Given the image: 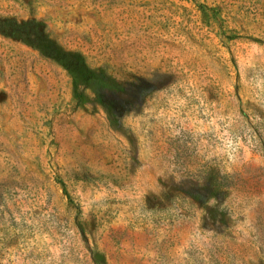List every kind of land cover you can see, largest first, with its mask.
I'll return each mask as SVG.
<instances>
[{"label": "rangeland", "instance_id": "1", "mask_svg": "<svg viewBox=\"0 0 264 264\" xmlns=\"http://www.w3.org/2000/svg\"><path fill=\"white\" fill-rule=\"evenodd\" d=\"M1 21L0 264H264V0H0Z\"/></svg>", "mask_w": 264, "mask_h": 264}, {"label": "trees", "instance_id": "2", "mask_svg": "<svg viewBox=\"0 0 264 264\" xmlns=\"http://www.w3.org/2000/svg\"><path fill=\"white\" fill-rule=\"evenodd\" d=\"M31 23H35V22H24L23 24H19V25H26L25 27L27 28ZM0 25L3 27V21L0 22ZM18 34H21V36L23 37V39H26V41L30 42V43H34V44H38V46H45L47 44V41H43V39H40V33L38 34V32H36L35 29H31L29 31H15ZM83 59V63L81 64L80 62H78L77 64H72V63H67L66 66H68V68L72 71L73 75L78 76V78H80L81 83L83 85H88L90 86L91 84H93V82L95 80L97 81H103L102 77H100L99 75H96V71L92 68H90L85 59L83 57H81ZM104 80H106V85L109 87H114V88H124L122 86V83L117 81L114 77L106 75L104 77Z\"/></svg>", "mask_w": 264, "mask_h": 264}]
</instances>
